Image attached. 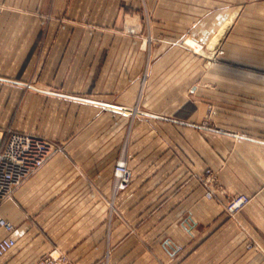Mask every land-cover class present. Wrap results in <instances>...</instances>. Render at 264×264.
<instances>
[{"label": "crops", "instance_id": "0c3cea01", "mask_svg": "<svg viewBox=\"0 0 264 264\" xmlns=\"http://www.w3.org/2000/svg\"><path fill=\"white\" fill-rule=\"evenodd\" d=\"M225 22L209 71L224 83L189 86L188 106L181 41ZM7 126L64 147L0 206L17 242L0 264L53 249L73 264H264V1L0 0ZM120 158L132 181L114 195Z\"/></svg>", "mask_w": 264, "mask_h": 264}, {"label": "built area", "instance_id": "2783aa9c", "mask_svg": "<svg viewBox=\"0 0 264 264\" xmlns=\"http://www.w3.org/2000/svg\"><path fill=\"white\" fill-rule=\"evenodd\" d=\"M62 148L53 141L30 133L15 131L10 127L0 128V206L13 199L16 190L50 158ZM207 184L214 181L210 170L205 171ZM113 194L118 195L131 184L132 172L125 159L120 158L113 168ZM206 197L211 198L212 192L208 189ZM249 197L243 194L235 195L228 200L226 212L234 214L245 206ZM0 230L5 235L0 238V259L16 246L13 237L14 225L0 215ZM37 264H73L69 258L53 249L41 257Z\"/></svg>", "mask_w": 264, "mask_h": 264}, {"label": "rangeland", "instance_id": "374dc122", "mask_svg": "<svg viewBox=\"0 0 264 264\" xmlns=\"http://www.w3.org/2000/svg\"><path fill=\"white\" fill-rule=\"evenodd\" d=\"M247 1L248 3L252 4L257 1L263 2L264 0H247ZM226 23H228L230 26V22H225L224 24ZM127 27L128 28L123 29V32L125 31L127 35L131 34V35L137 36L140 47H142L143 49L149 48L148 38H146L147 34L146 32H144V30H139L141 32L138 33L139 31L136 30L135 28H132L131 26H127ZM219 30L215 32V34L208 40L206 44L201 45L202 48L199 45H195L197 47H191L187 45L186 41L191 39V37L189 36H186V38H184L181 41V46L184 47V49L186 50V53H183L181 55V70H184L185 72V76L181 77V84H184L186 86L185 92H181V99H185L187 103L189 104L188 106H191L190 102L195 99L194 97L195 94L191 92V89L189 88V86L198 85V84L217 85V84L224 83V78L211 77L209 75L210 70L224 68V65H225V62H224L225 55H224V48L222 46V43H223V40H224V37L227 31L224 34L221 41L219 42L218 46L215 48V50L210 51L211 49L208 48L209 42L218 33ZM136 31H137V34H135ZM148 68H150V65L147 63L146 65H144L143 70H146ZM143 75L144 76L140 77V81L141 83L144 84L147 79V76H145V73ZM42 137L53 141L54 143L58 144L61 148L64 147L62 142L51 139L48 136L42 135ZM118 160L119 159H117L116 162Z\"/></svg>", "mask_w": 264, "mask_h": 264}, {"label": "water", "instance_id": "95a60500", "mask_svg": "<svg viewBox=\"0 0 264 264\" xmlns=\"http://www.w3.org/2000/svg\"><path fill=\"white\" fill-rule=\"evenodd\" d=\"M228 27H229L228 23L224 24L222 28L218 31V33L212 38V40L208 44V48L211 49L210 51L215 50V48L218 46L219 42L223 38L224 34L226 33Z\"/></svg>", "mask_w": 264, "mask_h": 264}]
</instances>
